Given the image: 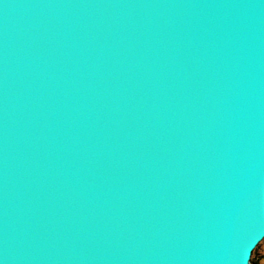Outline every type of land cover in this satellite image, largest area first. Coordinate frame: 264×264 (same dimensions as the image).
Listing matches in <instances>:
<instances>
[{"label":"water","instance_id":"95a60500","mask_svg":"<svg viewBox=\"0 0 264 264\" xmlns=\"http://www.w3.org/2000/svg\"><path fill=\"white\" fill-rule=\"evenodd\" d=\"M263 239L264 0H0V264Z\"/></svg>","mask_w":264,"mask_h":264},{"label":"rangeland","instance_id":"374dc122","mask_svg":"<svg viewBox=\"0 0 264 264\" xmlns=\"http://www.w3.org/2000/svg\"><path fill=\"white\" fill-rule=\"evenodd\" d=\"M264 264V239L257 245L251 256V263Z\"/></svg>","mask_w":264,"mask_h":264},{"label":"trees","instance_id":"16d2710c","mask_svg":"<svg viewBox=\"0 0 264 264\" xmlns=\"http://www.w3.org/2000/svg\"><path fill=\"white\" fill-rule=\"evenodd\" d=\"M256 247H257V246H256ZM256 247H255V248H256ZM253 251H254V250H253ZM251 264H257V263H256L255 261H252V263H251Z\"/></svg>","mask_w":264,"mask_h":264}]
</instances>
